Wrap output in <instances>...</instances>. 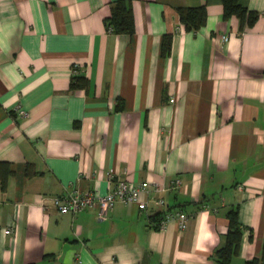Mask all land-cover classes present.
Listing matches in <instances>:
<instances>
[{"label":"crops","instance_id":"1","mask_svg":"<svg viewBox=\"0 0 264 264\" xmlns=\"http://www.w3.org/2000/svg\"><path fill=\"white\" fill-rule=\"evenodd\" d=\"M111 1L0 0V160L14 170L0 264H214L235 204L232 263L264 264V0H240L258 11L247 27L221 0H131L130 35L104 24ZM200 4L205 23L186 30L176 7ZM73 74L87 84L70 88ZM109 174L165 189L103 219L54 206L75 188L105 192ZM164 209L186 226L156 227Z\"/></svg>","mask_w":264,"mask_h":264},{"label":"trees","instance_id":"2","mask_svg":"<svg viewBox=\"0 0 264 264\" xmlns=\"http://www.w3.org/2000/svg\"><path fill=\"white\" fill-rule=\"evenodd\" d=\"M222 18L227 19L235 16L240 21V26L247 27L253 24L258 16V11L243 5L240 0H221ZM179 22L183 24L186 30L195 31L201 27L206 20L207 10L205 4L194 6L176 7ZM104 24L117 33L131 34L134 30V15L131 0H113L109 4V12L104 17ZM170 34H164L161 42V53L169 50ZM87 79L79 74H73L70 77L69 87L77 89L84 87ZM11 163L6 160H0V191L6 188L7 178L13 173ZM25 173H30L28 166ZM239 208L235 204L226 211L227 228L224 233V240L213 252L214 264H233L232 258L238 253L239 245L244 226L238 218ZM156 215V214H155ZM251 237V233H249ZM244 264H262L257 257H251L244 261Z\"/></svg>","mask_w":264,"mask_h":264},{"label":"built area","instance_id":"3","mask_svg":"<svg viewBox=\"0 0 264 264\" xmlns=\"http://www.w3.org/2000/svg\"><path fill=\"white\" fill-rule=\"evenodd\" d=\"M225 39L226 36L223 35ZM108 187L105 192H101L97 189H72L63 194L53 197V204L59 212H76L82 209L95 208L97 218L103 219L106 217L108 211L113 207L116 200H120L125 203H135L139 209L148 210L147 197L150 194L157 191L164 190L165 188L151 183L148 180H142L139 182H133L122 177L109 174ZM179 179L175 178L170 180L169 184L178 183ZM157 205H164V198L156 197ZM152 212V211H149ZM160 219L156 222V227L164 228L166 222L169 220H175L179 228H184L187 223L188 214L181 209H164L160 215ZM11 229L7 227L5 232H9Z\"/></svg>","mask_w":264,"mask_h":264}]
</instances>
